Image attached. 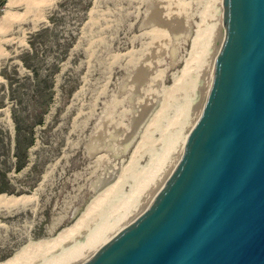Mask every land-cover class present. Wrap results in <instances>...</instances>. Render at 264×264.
Returning <instances> with one entry per match:
<instances>
[{"label":"rangeland","instance_id":"obj_1","mask_svg":"<svg viewBox=\"0 0 264 264\" xmlns=\"http://www.w3.org/2000/svg\"><path fill=\"white\" fill-rule=\"evenodd\" d=\"M8 1L0 197L23 201L0 205V264H53L149 205L196 119L209 69L196 58L223 0ZM14 118L21 145L32 140L17 171Z\"/></svg>","mask_w":264,"mask_h":264},{"label":"water","instance_id":"obj_2","mask_svg":"<svg viewBox=\"0 0 264 264\" xmlns=\"http://www.w3.org/2000/svg\"><path fill=\"white\" fill-rule=\"evenodd\" d=\"M78 264H264V0H223L214 69L146 209Z\"/></svg>","mask_w":264,"mask_h":264},{"label":"bare ground","instance_id":"obj_3","mask_svg":"<svg viewBox=\"0 0 264 264\" xmlns=\"http://www.w3.org/2000/svg\"><path fill=\"white\" fill-rule=\"evenodd\" d=\"M18 1L19 0H9L8 1V8L9 7H14L15 5H18ZM221 15H222V9H221V12L220 13L217 12V15H216V21H218L217 29L214 28L213 30H211L209 32L208 36L205 37V39L203 40L204 43L202 44L203 46L199 49V53H198L197 58H196L197 64L199 65V68L201 70L205 69V73H206V71L208 69V66H209V69H208V72H207V75H206V81H207L208 77L210 76L211 72L214 69V54H215V51H216V48H217V45H218V42H219V33H220V29H221ZM8 19L10 21V18H8ZM6 21H4V23H6ZM211 52H213V54H211ZM209 61H210V65H209ZM201 70H199V71H201ZM206 81H205V83H206ZM19 201L20 202L23 201V198L14 199V198L0 197V205H10V204H13V203L17 204V203H19ZM104 211L105 210H101L100 212H98L99 213L98 216L99 217L101 216L102 218L105 217L104 215L102 216V214H104L103 213ZM114 213H116V212H114ZM95 216H96V214H95ZM127 218L128 217H122V214H120V215L117 214L115 216V218H114L115 219L114 222L112 224L108 225L107 227H105L102 231H100V233H98L97 237H95L94 240L92 239L93 240L92 243L90 242V244H88V243L85 244V246H83L82 248L78 249L73 254H71V255L67 256L66 258L62 259L61 261L55 262L53 264H76V263H80L81 261L85 260L86 257L90 253L92 254L93 251H95V250H97V248H99V246H100V244H101V242L103 240H104V242L102 244H104L107 241L106 238L108 236H110L111 233L114 232L117 228H119V226L122 225L123 222L127 221ZM76 228L73 231H75ZM64 241L65 240H63V241L59 240L60 245H63V243H61V242H64ZM58 248H59V244H58ZM22 259H23L22 255L18 254V256H15L9 264H35V263L40 261V260H36V259H34V260L32 259V261H31L29 258H27L25 260H22ZM24 261H25V263H24Z\"/></svg>","mask_w":264,"mask_h":264},{"label":"trees","instance_id":"obj_4","mask_svg":"<svg viewBox=\"0 0 264 264\" xmlns=\"http://www.w3.org/2000/svg\"><path fill=\"white\" fill-rule=\"evenodd\" d=\"M1 2H0V6H1ZM15 122H16V136L14 139V152L13 155L16 159L15 162V170H20L21 168L24 167V165L27 162V151L29 149V147L31 146V141H28L25 146H22L20 143V130L21 128L19 127V122L16 121V119L14 118ZM5 172L0 173V182H2V184H0V192H9L8 190V182L6 180V176H5ZM2 194V193H0Z\"/></svg>","mask_w":264,"mask_h":264},{"label":"flooded vegetation","instance_id":"obj_5","mask_svg":"<svg viewBox=\"0 0 264 264\" xmlns=\"http://www.w3.org/2000/svg\"><path fill=\"white\" fill-rule=\"evenodd\" d=\"M15 127H16V123H15ZM14 139H15V138H14ZM26 163H27V162H26ZM25 165H26V164H25ZM25 165H24V166H25ZM14 169H15V168H14ZM2 196H4V195H2Z\"/></svg>","mask_w":264,"mask_h":264}]
</instances>
